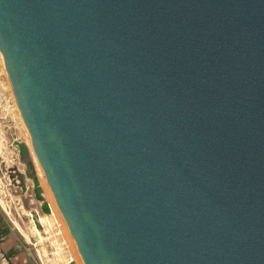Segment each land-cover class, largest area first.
Listing matches in <instances>:
<instances>
[{"label":"water","instance_id":"water-1","mask_svg":"<svg viewBox=\"0 0 264 264\" xmlns=\"http://www.w3.org/2000/svg\"><path fill=\"white\" fill-rule=\"evenodd\" d=\"M0 61L83 264H264V0H0Z\"/></svg>","mask_w":264,"mask_h":264},{"label":"rangeland","instance_id":"rangeland-1","mask_svg":"<svg viewBox=\"0 0 264 264\" xmlns=\"http://www.w3.org/2000/svg\"><path fill=\"white\" fill-rule=\"evenodd\" d=\"M51 240L69 259L55 264H83L50 197L0 61V264H49L41 250L53 258Z\"/></svg>","mask_w":264,"mask_h":264},{"label":"bare ground","instance_id":"bare-ground-1","mask_svg":"<svg viewBox=\"0 0 264 264\" xmlns=\"http://www.w3.org/2000/svg\"><path fill=\"white\" fill-rule=\"evenodd\" d=\"M51 238V237H50ZM54 238V237H53ZM57 238V237H56ZM52 239V238H51ZM56 240V239H55ZM57 241V240H56ZM51 245L54 247V250L52 251L53 254V258L51 257H47V253L45 252V249L42 248V253L41 255H43L44 257H46V261L49 262V264H55V263H60L62 261H68L69 259L66 258L65 252L63 251V249H61L60 246H58V244L53 243V240H51Z\"/></svg>","mask_w":264,"mask_h":264},{"label":"crops","instance_id":"crops-1","mask_svg":"<svg viewBox=\"0 0 264 264\" xmlns=\"http://www.w3.org/2000/svg\"><path fill=\"white\" fill-rule=\"evenodd\" d=\"M61 239H63L62 237H61ZM63 242H64V240H63ZM65 250H66V252L68 253V254H70V248L68 249V246L66 247V245H65V243H64V247H63Z\"/></svg>","mask_w":264,"mask_h":264},{"label":"built area","instance_id":"built-area-1","mask_svg":"<svg viewBox=\"0 0 264 264\" xmlns=\"http://www.w3.org/2000/svg\"><path fill=\"white\" fill-rule=\"evenodd\" d=\"M63 264H66V263H63Z\"/></svg>","mask_w":264,"mask_h":264}]
</instances>
